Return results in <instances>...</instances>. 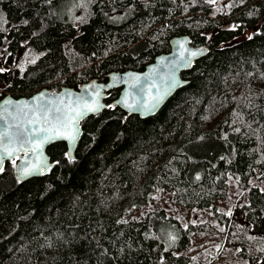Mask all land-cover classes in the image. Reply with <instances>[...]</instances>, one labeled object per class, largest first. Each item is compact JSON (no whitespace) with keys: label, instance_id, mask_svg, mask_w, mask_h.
<instances>
[{"label":"trees","instance_id":"trees-1","mask_svg":"<svg viewBox=\"0 0 264 264\" xmlns=\"http://www.w3.org/2000/svg\"><path fill=\"white\" fill-rule=\"evenodd\" d=\"M184 35L210 53L158 115L129 117L116 89L83 122L75 161L55 144L52 174L24 183L5 163L0 264H196L182 252L207 225L135 217L160 195L212 210L225 246L264 264V0H0V101L142 72ZM233 183L248 191L246 234L217 206Z\"/></svg>","mask_w":264,"mask_h":264},{"label":"water","instance_id":"water-1","mask_svg":"<svg viewBox=\"0 0 264 264\" xmlns=\"http://www.w3.org/2000/svg\"><path fill=\"white\" fill-rule=\"evenodd\" d=\"M170 49L169 53L157 56L144 71L112 72L107 82L93 79L78 90L63 88L54 92L45 88L22 98L7 94L0 101V169L5 163L17 160L16 173L20 182L48 177L56 167L48 149L58 143H66L69 159L75 161L83 135V122L108 108L106 100L113 90L121 89L113 106L129 117L138 116L146 120L158 115L178 91L189 85L182 74L191 71L195 63L210 53L206 46H192V40L187 35L173 37ZM94 101L98 102L99 107L95 111H88L84 105L94 107ZM45 109L48 111L45 112ZM57 109L73 118V109L83 113L73 125L76 135L74 142L66 138L63 127L58 131L54 128ZM21 132L25 134L23 137L18 135ZM45 137H48L46 142L38 144ZM5 147L12 151V155L5 154Z\"/></svg>","mask_w":264,"mask_h":264},{"label":"rangeland","instance_id":"rangeland-1","mask_svg":"<svg viewBox=\"0 0 264 264\" xmlns=\"http://www.w3.org/2000/svg\"><path fill=\"white\" fill-rule=\"evenodd\" d=\"M217 1L218 0H215L213 3ZM220 14H225L223 9H220ZM259 31L260 26L256 27L253 31L245 32L240 41L249 39V37H252L254 33ZM257 184L264 190V185L262 183L257 182ZM247 193V190L233 183L227 200L217 205L220 207L222 213L226 214L228 217H235V228L242 229L244 234L249 233L250 228L245 222L244 216L239 213V209L241 205L247 204L245 200ZM170 197L160 195L158 200H156L155 197V201L136 212L135 217H140L145 214V212L154 209L164 208L184 226L207 225L210 232L198 234L192 241L191 250H185L182 252L183 254L189 255L196 264H248V259L240 255L242 247L234 248L233 246L228 248L225 246L223 232H226V230L221 228L222 226L216 222L212 210L180 208L172 204V197ZM228 213H230V215H228Z\"/></svg>","mask_w":264,"mask_h":264},{"label":"snow or ice","instance_id":"snow-or-ice-1","mask_svg":"<svg viewBox=\"0 0 264 264\" xmlns=\"http://www.w3.org/2000/svg\"><path fill=\"white\" fill-rule=\"evenodd\" d=\"M210 2H215V0H210ZM251 38V37H249ZM196 53H192V55H195ZM137 80L139 78H136ZM98 95V93H97ZM93 104L95 105L93 106H89L87 104L84 105V107L88 110V111H95L96 108L99 107L98 102L94 101ZM48 110L45 109V112H47ZM56 111V115H55V124H54V128L58 131L59 128L63 127L66 130V138L69 139L70 141H75L76 139V135L74 134V129H73V125L76 123V119L79 118L81 115H83V113L81 111H77L75 109H73L72 111L75 112V118H73L72 116L68 115L67 113H61L60 110H55ZM51 123V122H50ZM41 131H46V129H41ZM19 136L23 137L25 134L23 132L18 134ZM29 135H37V133H30ZM48 139V137H45L44 139L40 140L38 142L39 143H43L46 142V140ZM25 142H28L27 140H25ZM3 151L5 152V154L7 155H12V151H10L7 147H5L3 149ZM2 170V169H0ZM228 215H230V213H228ZM264 250V249H262Z\"/></svg>","mask_w":264,"mask_h":264}]
</instances>
